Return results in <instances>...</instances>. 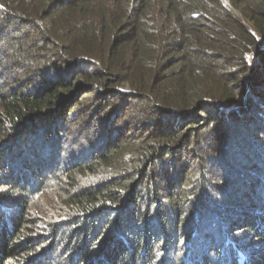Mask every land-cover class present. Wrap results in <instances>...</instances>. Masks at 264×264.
<instances>
[{
  "label": "trees",
  "instance_id": "16d2710c",
  "mask_svg": "<svg viewBox=\"0 0 264 264\" xmlns=\"http://www.w3.org/2000/svg\"><path fill=\"white\" fill-rule=\"evenodd\" d=\"M228 1L0 0V264H264V0Z\"/></svg>",
  "mask_w": 264,
  "mask_h": 264
},
{
  "label": "rangeland",
  "instance_id": "374dc122",
  "mask_svg": "<svg viewBox=\"0 0 264 264\" xmlns=\"http://www.w3.org/2000/svg\"><path fill=\"white\" fill-rule=\"evenodd\" d=\"M225 1V0H224ZM226 3V1H225ZM228 4V3H227ZM4 47L0 48V55H7V56H10L11 55V52L8 51V53H5L4 51ZM11 65V61H8V62H5L4 64L0 62V74L4 73L6 71V67H9ZM121 89L123 91H127L129 90V87L128 85H124L121 87ZM81 122V120L79 121ZM262 126H264V121H262ZM76 124V123H75ZM72 126H75L74 124H72ZM260 131V130H259ZM263 131H264V128H263ZM245 137H247L245 134H244ZM74 137V139L78 138L76 137L75 134H72L71 136L68 137V141H71L72 138ZM73 139V140H74ZM251 141H250V140ZM247 140V144L244 143L242 141V143H238L236 148L234 149L235 152L234 153H237L238 155H241L242 157H245V161H241V165H243L244 163L247 162V159H251L252 158V154H253V146L255 144L256 146V152H254V154L256 153H259L261 154L263 152V155H261V157H263V159H260V157L258 158V160L260 159L261 162H259L260 164V168H263L264 169V133H260L258 135H256V138L255 140L253 141V139L249 138ZM259 141V142H258ZM261 141V142H260ZM50 143V142H49ZM74 151V148L73 146H68V147H64L63 149V155H64V158L67 159L68 156H70L71 154H73ZM246 155V156H245ZM256 157V156H255ZM247 158V159H246ZM263 166V167H262ZM231 170V169H230ZM231 183V182H230ZM226 184H224L225 186ZM222 187V186H221ZM229 189V187L225 186V190ZM10 193V189H7V188H0V198L4 199L5 202L6 201H11L12 198L16 197L17 194L11 192ZM260 198L263 199L264 201V195H261L260 194ZM259 198V199H260ZM53 196L52 195H49V194H45V195H42L41 197L38 198V202H37V205H36V211L35 210H29L30 212L33 211V214L35 213H39L41 214L42 216H44L45 212L42 211L43 209V206H44V209H45V205H51V204H54L55 201H53ZM32 213V212H31ZM209 219L211 220V216H209ZM111 235V233L109 234V236ZM216 235V234H215ZM231 235L233 237V239L237 240V241H241V243H246L247 240H249L251 243L252 242H256L258 241L257 238L251 233V232H248L247 230H242V228H239L237 231H231ZM220 236L223 237V233L220 234ZM208 239V240H207ZM211 238H204L203 239V242L205 243V241H210ZM261 243V242H260ZM55 246L57 248H61V240L59 241H56L55 242ZM212 257L214 256L213 254H210ZM53 259V261H56L60 258V255L59 254H53V255H50ZM221 257H219L218 259H220ZM14 260V259H11L10 262ZM50 263H51V260H50Z\"/></svg>",
  "mask_w": 264,
  "mask_h": 264
},
{
  "label": "water",
  "instance_id": "95a60500",
  "mask_svg": "<svg viewBox=\"0 0 264 264\" xmlns=\"http://www.w3.org/2000/svg\"><path fill=\"white\" fill-rule=\"evenodd\" d=\"M226 1V3H228L229 4V1L228 0H225Z\"/></svg>",
  "mask_w": 264,
  "mask_h": 264
}]
</instances>
